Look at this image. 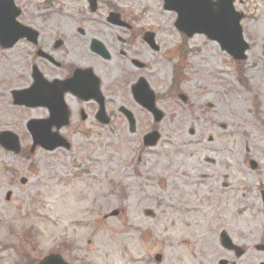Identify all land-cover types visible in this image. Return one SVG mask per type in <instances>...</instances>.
<instances>
[{
  "label": "rangeland",
  "instance_id": "374dc122",
  "mask_svg": "<svg viewBox=\"0 0 264 264\" xmlns=\"http://www.w3.org/2000/svg\"><path fill=\"white\" fill-rule=\"evenodd\" d=\"M14 2L22 10L18 21L37 31V0ZM120 7L153 19L164 31L169 59L162 65L153 62L147 75L155 94L168 93L178 60L175 49L181 44L174 16L157 0H120ZM236 7L246 16V85L237 82L234 63L216 42L194 36L185 42V79L175 85L176 96L156 103L163 113L158 123L135 105L128 85L121 83L120 100L109 106L112 111L119 105L130 110L134 131L116 112L109 127L99 131L87 130L89 124L74 115L61 130L69 150L37 148L17 162L6 156L28 182L11 190L9 209L1 213L0 264H17L20 254L34 259L61 251L70 241L64 255H82L86 264H144L157 253L165 260L177 259L181 240L194 242L192 236L204 225H260L259 209L237 214L232 199L246 193L243 184L252 197L257 177L264 173V0H245ZM29 58L22 43L0 49V130L15 131L26 144L27 121L47 116L43 108L10 104V90L30 82ZM153 126L159 133L157 144L142 147V137ZM247 157L258 166H248ZM211 160L230 165V173L222 177L225 190H220L218 169L206 163ZM221 196L231 200L232 212L219 209L221 201L206 208L205 199L217 202ZM79 225L85 227L76 236Z\"/></svg>",
  "mask_w": 264,
  "mask_h": 264
},
{
  "label": "flooded vegetation",
  "instance_id": "af4514ba",
  "mask_svg": "<svg viewBox=\"0 0 264 264\" xmlns=\"http://www.w3.org/2000/svg\"><path fill=\"white\" fill-rule=\"evenodd\" d=\"M239 2L243 0H236V4ZM66 7L69 12L62 13ZM27 26L36 29L30 24ZM163 33L161 28H156L153 19L124 12L120 0H37V36L21 39L10 49L22 43L30 56V71L36 67L40 82L43 79L55 84L56 91L63 95L70 117L77 115L78 119L89 124V129L99 131L109 127L98 121L100 103L93 98L83 101L78 95L83 91L86 95V90L90 95L99 96L109 122L112 112L121 115V106L113 111L109 106L112 101L120 100L118 86L125 83L130 88L141 80L150 86L149 67L153 62L161 65L163 59L168 60ZM151 36L152 43H149ZM70 85H73L72 89H69ZM12 107L26 108L13 104ZM19 140V154L0 145V225L1 213L9 209L12 200L11 190H18L20 183L17 168L10 165L6 156L14 157V162L26 158L25 143ZM206 163L217 168L221 176L230 171L227 161L223 164L214 160ZM258 176L260 179L257 177L252 197L243 184L246 193L232 200L236 201L237 214L259 209L260 225H204L192 236L194 242L185 238L181 240V253L177 259L165 260V255L157 254L150 256L144 264H264V173ZM221 182L226 188L223 178ZM222 196L217 202L207 199L206 208L214 209L221 201L216 206L227 211L229 208L232 212L231 200ZM63 250H69L66 243L61 251L48 254L60 256L66 264H86L82 255H64ZM45 255L31 259L27 254L17 264H39Z\"/></svg>",
  "mask_w": 264,
  "mask_h": 264
},
{
  "label": "water",
  "instance_id": "95a60500",
  "mask_svg": "<svg viewBox=\"0 0 264 264\" xmlns=\"http://www.w3.org/2000/svg\"><path fill=\"white\" fill-rule=\"evenodd\" d=\"M164 9L172 10L177 13V20L175 22L176 28L185 33L187 36H192L195 33H203L207 35L210 39H216L222 43L223 47L229 49V45H235L231 50L233 53H238V45L241 44V29L239 27V21L241 15L236 14L232 7V0H219L215 4H210L208 0L207 3L195 0H163ZM202 2V3H201ZM10 11L9 4L0 3V43L3 44L6 39L3 34L4 24L9 20L7 19V12ZM18 11H15L13 14L10 12L11 19L9 22H12L13 15L17 14ZM14 15V16H15ZM17 39V38H16ZM14 39L12 42H14ZM37 71V70H34ZM34 77V84L32 89L24 94H20V101L23 104L31 105H43L47 106L51 111H54L56 115L57 99H60L58 96H51L48 91H51V87H46L45 90L40 91V94L37 92V76ZM48 90V91H47ZM151 95V93H150ZM149 95H145L143 98V104L151 106V110L155 111L153 108V96L148 98ZM61 100V99H60ZM58 119V120H57ZM57 120V122H56ZM66 121L63 116H51V118L46 122H37L30 121L28 123V129L31 133V136L34 141V146L36 144L41 145L45 149L52 150L59 146L67 145L64 143V140L59 137L57 132L51 133V127L53 125L57 126L59 129L61 126L65 125ZM46 126L47 132L44 131L43 126ZM150 140L152 143L155 142L154 135H151Z\"/></svg>",
  "mask_w": 264,
  "mask_h": 264
}]
</instances>
